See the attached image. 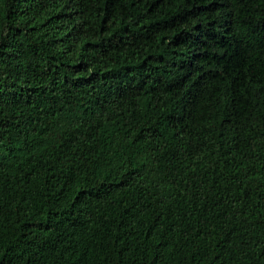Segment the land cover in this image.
Returning a JSON list of instances; mask_svg holds the SVG:
<instances>
[{
  "label": "trees",
  "instance_id": "trees-1",
  "mask_svg": "<svg viewBox=\"0 0 264 264\" xmlns=\"http://www.w3.org/2000/svg\"><path fill=\"white\" fill-rule=\"evenodd\" d=\"M0 264H264V0H0Z\"/></svg>",
  "mask_w": 264,
  "mask_h": 264
}]
</instances>
